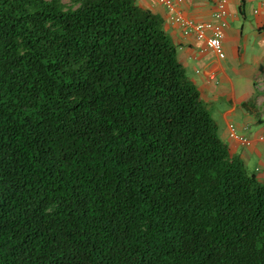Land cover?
<instances>
[{
    "label": "trees",
    "instance_id": "obj_1",
    "mask_svg": "<svg viewBox=\"0 0 264 264\" xmlns=\"http://www.w3.org/2000/svg\"><path fill=\"white\" fill-rule=\"evenodd\" d=\"M0 264H264V183L135 0H0Z\"/></svg>",
    "mask_w": 264,
    "mask_h": 264
},
{
    "label": "crops",
    "instance_id": "obj_2",
    "mask_svg": "<svg viewBox=\"0 0 264 264\" xmlns=\"http://www.w3.org/2000/svg\"><path fill=\"white\" fill-rule=\"evenodd\" d=\"M135 1L162 20L179 63L196 86L229 153L264 183V0H227L223 60L205 49L204 41L173 23V13L159 0ZM173 1L174 13L184 19L214 21L217 0ZM230 125L250 144L231 138Z\"/></svg>",
    "mask_w": 264,
    "mask_h": 264
},
{
    "label": "built area",
    "instance_id": "obj_3",
    "mask_svg": "<svg viewBox=\"0 0 264 264\" xmlns=\"http://www.w3.org/2000/svg\"><path fill=\"white\" fill-rule=\"evenodd\" d=\"M160 3L171 13L170 20L180 25L186 32H190L197 40L204 41L205 49L211 51L218 59L225 58V53L222 47V29L226 25V3L227 0H217L215 11L213 14V22H193L184 19L179 14L174 13L175 4L173 0H159ZM180 1V0H178ZM229 136L231 138H238L243 144L249 145L250 142L242 137L236 135L232 125L229 126ZM263 139V137H260Z\"/></svg>",
    "mask_w": 264,
    "mask_h": 264
},
{
    "label": "clouds",
    "instance_id": "obj_4",
    "mask_svg": "<svg viewBox=\"0 0 264 264\" xmlns=\"http://www.w3.org/2000/svg\"><path fill=\"white\" fill-rule=\"evenodd\" d=\"M223 60V59H222Z\"/></svg>",
    "mask_w": 264,
    "mask_h": 264
}]
</instances>
